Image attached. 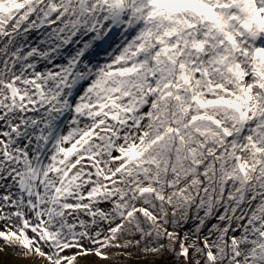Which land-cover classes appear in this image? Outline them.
I'll return each instance as SVG.
<instances>
[{"label":"snow or ice","instance_id":"obj_1","mask_svg":"<svg viewBox=\"0 0 264 264\" xmlns=\"http://www.w3.org/2000/svg\"><path fill=\"white\" fill-rule=\"evenodd\" d=\"M0 264H264V0H0Z\"/></svg>","mask_w":264,"mask_h":264}]
</instances>
